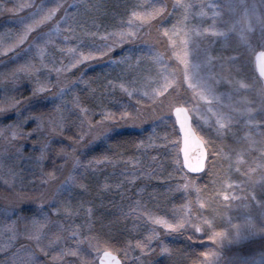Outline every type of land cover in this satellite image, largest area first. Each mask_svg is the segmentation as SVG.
Here are the masks:
<instances>
[{"label": "snow or ice", "instance_id": "1", "mask_svg": "<svg viewBox=\"0 0 264 264\" xmlns=\"http://www.w3.org/2000/svg\"><path fill=\"white\" fill-rule=\"evenodd\" d=\"M104 7L85 0H56L52 5L44 0H6L0 4V16H7L6 24L14 25L5 27L0 37V63L8 68L0 73L4 89L0 120L11 121L0 123V183L10 193L0 196V216L10 222L7 231L12 240L26 241L18 247L9 244L0 248V264H128L134 250L140 254L132 257V264H162L161 257L174 264L181 253L163 243L165 235L188 232L181 205L169 217L150 212L140 200L128 196L126 183L154 179L157 172L141 169L142 175L122 173L126 183L117 181L103 189L92 177L96 166L127 163L116 158L119 153L111 154L118 144L109 141H115L124 126L141 119L143 109L149 106L145 101L154 103L161 95L159 88L149 91L139 87L134 77L146 60L163 61L156 50L150 47L148 53L137 56L129 49L117 60L111 53L136 43L139 30L145 27L149 33L155 28L158 35L174 44V36L187 31L192 4L188 0H171V4L169 0H147L140 10L133 8L125 25L101 33L103 25L97 22ZM169 7L176 16L170 25L166 23ZM106 57L110 64L123 66L119 90L131 101L115 110L103 108V92L97 95L98 90L91 88L94 81L85 79L86 69ZM80 85L94 106H85L89 102L77 92ZM108 86L113 87V82ZM96 107L102 110L97 113ZM144 146L143 141L136 145ZM147 146L156 147L151 138ZM98 149L100 154L93 155ZM181 188L187 189V184L177 185L176 190ZM94 191L101 207L104 196L119 195L117 214L134 218V223L150 224V234L117 248V236L104 231L111 225H105L101 217L100 230L94 227L96 205L83 198ZM172 191L169 187V194ZM125 200L130 201L128 211L123 208ZM25 205L35 207L25 211ZM82 216L88 224L87 234L85 225L76 223ZM222 235L214 233L211 238L218 240ZM93 254L97 259L91 258ZM199 255L205 259L191 260L190 264H207L214 253Z\"/></svg>", "mask_w": 264, "mask_h": 264}, {"label": "rangeland", "instance_id": "2", "mask_svg": "<svg viewBox=\"0 0 264 264\" xmlns=\"http://www.w3.org/2000/svg\"><path fill=\"white\" fill-rule=\"evenodd\" d=\"M5 2L6 0H0V4ZM44 2L52 5L56 0ZM118 2L119 0H85L88 4L104 5L100 16L105 18L112 11L111 5ZM146 2L147 0H137L135 8L140 10L139 6ZM188 2L192 4L188 28L174 36V44L169 43L167 37L158 35L155 28L149 33V29L145 27L139 30L140 39L136 43L126 44L123 49L117 48L111 53V58L117 60L129 49L137 56L148 53L150 47L156 50L163 61L146 60L135 71L134 77L139 87L149 91L159 88L161 95L154 103L145 101L149 106L143 109L141 119L135 125L129 124L123 128L141 131V141L145 146L137 148L133 153L116 152L119 153L116 158L127 163L96 166L92 179L103 189L105 185H115L117 181L126 183L122 173L137 172L142 175L141 169L155 171L157 176L154 179L145 178L134 184L126 183L128 196L140 200L150 212L160 215L167 213L169 217L181 205L188 225L185 235L194 239L197 237L206 246L204 252L214 253L207 264H264V83L255 64L256 53L264 50V0ZM133 8H128L129 12L118 23L114 21L111 24L99 19L98 25H103L101 33L104 29L114 31L118 26L125 25ZM169 13L166 22L168 25L176 19L171 14V7ZM7 20V16H0V37L3 36L5 27L14 26L6 24ZM242 61L249 62L250 66L245 68L240 65ZM95 67L102 68L107 74V84L109 81L113 82L108 93L107 84L102 82L98 85V77L92 79L94 82L91 83V88L98 90L97 95L103 92V108L115 110L121 105L130 104L131 101L119 90V83L122 81L118 77L121 76L123 66L110 64L106 57L98 63L93 62L86 69V80L89 79V70ZM7 70L5 64L0 63V73ZM113 71L114 76L111 75ZM246 72L252 73V76L245 77ZM83 89L84 85L77 88L82 96L85 94ZM21 91L28 94L25 89ZM86 99L90 101L87 97ZM3 101L4 89L0 87V102ZM89 104L90 102L85 106ZM177 105L188 107L193 125L206 144L208 138L203 133L218 137L221 141L230 133L232 148L221 150V156L213 162L209 190L212 192L211 197H206L200 177L189 173L183 166L181 134L173 115V109ZM101 110V107H96L97 113ZM10 122L0 120V123ZM149 138L156 147L147 146ZM165 144L169 146L163 147ZM93 155L99 153L94 152ZM182 183L187 184V189L177 191V185ZM169 187L173 189L170 194ZM8 195L10 193L0 183V196ZM109 197L115 201L116 211H119V195H106L103 201ZM83 198L92 200L96 205V215L92 218L94 227L98 230L95 218L100 221L102 217L106 225L111 211L104 202V206H100L101 200L97 198V193L94 191ZM128 203L130 201L125 200L124 211H128ZM32 207L35 205L24 206L25 211ZM122 218L124 221L132 220L131 227L135 230L133 234L137 237L128 243L135 244L138 239L150 234V224L145 225L143 221L134 223L132 217ZM9 223L7 218L0 216V248L9 244L18 247L20 243H26L11 239L7 231ZM76 223L85 225L84 231L87 234L88 224L83 216ZM197 227L203 231L197 233ZM146 228L149 230L146 231ZM214 233L223 235L218 240H213L211 237ZM182 238L183 235H165L163 243L172 248L171 243H178ZM139 254L138 250L132 251L128 264H132V257ZM119 255L123 259L122 254ZM91 258L97 259V256L93 254ZM204 259L201 256L198 261Z\"/></svg>", "mask_w": 264, "mask_h": 264}, {"label": "trees", "instance_id": "3", "mask_svg": "<svg viewBox=\"0 0 264 264\" xmlns=\"http://www.w3.org/2000/svg\"><path fill=\"white\" fill-rule=\"evenodd\" d=\"M137 4V0H119L117 4H112L111 5V12L109 13L108 17L105 18L100 16V20L102 21H109L114 22L119 20H123L125 15L129 12L130 7H135ZM115 15H118L115 17ZM116 23V24H117ZM115 24V25H116ZM250 58V57H248ZM241 60V58H240ZM248 63V64H245ZM240 65L242 66H250L249 62L247 61H242L240 62ZM252 67V66H251ZM246 68V67H245ZM111 75H115L114 71L111 73ZM252 73H245V77H251ZM243 76V74H242ZM88 77L92 79H96L98 77L100 85L102 82L104 85H106V79H107V74L102 70V68H91L88 72ZM107 92L109 93L111 90L109 89V86L107 84L106 88ZM106 92V91H105ZM85 98L87 97L90 101V104L94 105V102L91 101L90 99V94L86 93L83 94ZM204 137L206 136L208 138L207 146L209 149V159L207 162V167L206 170L199 174V175H194V176H199L201 179V184L203 186L204 192L207 195L206 197H211L212 192H209L211 189L210 187V178H211V171L213 169V162L215 159H218L222 152L221 150H230L229 148H232V139L230 137V133H228V137L223 139H219L218 137H212L210 134L203 133ZM143 139V136L141 134V131L137 130H132V129H123L121 132V135L116 138L115 141L110 142V144H118L117 148H114L111 150V154H114L116 152H125V153H133L137 150L136 145ZM231 143V144H230ZM103 149H106V146H102ZM96 153L100 154V149L96 151ZM105 203V206L108 207V209L111 211V217L109 221L105 222L106 225H111L110 228H105L104 231H112L116 236H117V241L119 243H116V246H123L124 242L127 241L129 242L132 239H136L137 237L135 236L134 229L131 227V221L125 220L122 218V216L118 215V211H116L115 204H113L112 198L109 197L107 199H104L103 201ZM118 210V209H117ZM96 226L98 230H100V223L99 220L95 218ZM134 230V231H133ZM187 235H183V238L178 242V243H171L172 249H179L181 250V253L175 257L174 264H190L191 260H198L201 256L199 255L200 253L204 252V249H206L205 244L201 243L199 240L194 239L192 237L191 240L186 238ZM162 264H172L173 261H169L165 257L158 258Z\"/></svg>", "mask_w": 264, "mask_h": 264}, {"label": "water", "instance_id": "4", "mask_svg": "<svg viewBox=\"0 0 264 264\" xmlns=\"http://www.w3.org/2000/svg\"><path fill=\"white\" fill-rule=\"evenodd\" d=\"M255 64L260 77L264 81V50L256 53ZM173 115L181 134L183 166L191 174H201L206 170L209 159V149L206 142L195 129L192 114L187 106H175ZM100 258H102V253ZM120 259L123 261L121 256Z\"/></svg>", "mask_w": 264, "mask_h": 264}, {"label": "flooded vegetation", "instance_id": "5", "mask_svg": "<svg viewBox=\"0 0 264 264\" xmlns=\"http://www.w3.org/2000/svg\"><path fill=\"white\" fill-rule=\"evenodd\" d=\"M257 71V70H256ZM258 72V71H257ZM258 75L260 76V74L258 73ZM261 78V77H260ZM262 79V78H261ZM262 81H263V79H262ZM263 83H264V81H263Z\"/></svg>", "mask_w": 264, "mask_h": 264}]
</instances>
